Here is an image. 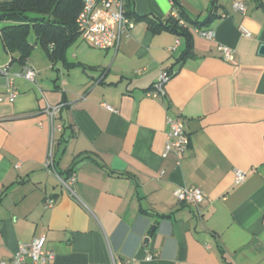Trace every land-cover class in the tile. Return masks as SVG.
<instances>
[{"label": "crops", "instance_id": "crops-1", "mask_svg": "<svg viewBox=\"0 0 264 264\" xmlns=\"http://www.w3.org/2000/svg\"><path fill=\"white\" fill-rule=\"evenodd\" d=\"M176 1L201 22H188L189 47L143 18L165 22L173 0H132L139 19L106 49L77 36L51 60L37 43L45 57L35 48L40 58L26 60L36 82L17 76V97L0 101V261L43 234L53 264H264V0ZM0 44V66L20 73L25 64ZM162 70L164 94L147 95ZM4 84L0 75V94ZM47 104H62L54 168L73 175L77 197L44 167ZM168 116L182 120L189 144L162 157ZM236 168L245 172L238 184ZM179 186H198L205 199L180 202ZM142 246L157 255L137 258Z\"/></svg>", "mask_w": 264, "mask_h": 264}, {"label": "built area", "instance_id": "built-area-1", "mask_svg": "<svg viewBox=\"0 0 264 264\" xmlns=\"http://www.w3.org/2000/svg\"><path fill=\"white\" fill-rule=\"evenodd\" d=\"M81 8L76 15L75 24L79 30L80 37L93 47L106 49L110 46H115L118 43L121 33L128 31L134 26L135 20L125 12V0H80ZM234 11L245 12L246 6L244 3L236 1L232 4ZM171 15L177 17L178 12L172 11ZM180 23H185L180 20ZM193 31L205 38H213L211 30H200L193 28ZM241 31L245 36H251V32L241 27ZM179 43L178 36L171 45L173 50ZM52 48V45H50ZM222 58L225 60L232 59V49L227 45L219 46ZM0 75L5 78V90L0 94V101H13L18 95V89L15 85V78L20 76L29 82H36L37 71L31 65L25 63L20 73L10 72L8 64L0 66ZM170 77L168 70H162L157 79L152 83L146 94L152 97H158L164 94L163 86ZM62 104H47L43 108L47 121L50 126V141L47 150L44 167L50 170L58 179V181L69 190L70 194L77 197L71 184L75 181L73 175L68 178L61 177L54 168V132L62 130L61 123H57V115ZM110 110L113 108L110 105L104 104ZM168 131L166 134L164 151L161 154L165 157L170 151L175 153H183L189 144V138L185 131L182 120L177 116L167 117ZM234 182L241 183L245 179V172L241 169H234ZM175 198L184 203L193 204L195 206L202 203L205 199V193L198 186H179L173 190ZM51 200L47 201V206H51ZM46 237L43 234L35 236L27 243L18 245L17 250L8 261H0V264H53L55 254L53 251L45 249ZM155 254H148L145 258L151 259ZM113 264H132V259H124L116 261L112 257Z\"/></svg>", "mask_w": 264, "mask_h": 264}, {"label": "trees", "instance_id": "trees-1", "mask_svg": "<svg viewBox=\"0 0 264 264\" xmlns=\"http://www.w3.org/2000/svg\"><path fill=\"white\" fill-rule=\"evenodd\" d=\"M131 2L132 0H125V12L134 20L139 19L130 9ZM215 2L216 0H213V3ZM173 4L179 6L176 0H173ZM80 8V0H5L0 2V10L3 12L1 17L12 21L11 24L0 28L2 43L6 51L11 54L17 53L19 61L25 64L34 46L27 38L32 25L37 34L36 43L45 49L51 60L60 57L65 46L80 36L75 24ZM177 11V17L170 15L165 22L148 16H143V18H148L153 31L168 29L178 36L183 35L189 47L191 34L188 22L195 25L201 22L190 19L180 6L177 7ZM25 12H33L38 17L26 16ZM180 20L185 25L181 24Z\"/></svg>", "mask_w": 264, "mask_h": 264}, {"label": "rangeland", "instance_id": "rangeland-1", "mask_svg": "<svg viewBox=\"0 0 264 264\" xmlns=\"http://www.w3.org/2000/svg\"><path fill=\"white\" fill-rule=\"evenodd\" d=\"M2 1H5V0H0V2H2ZM2 13L3 12H1V10H0V28H2L3 26H6V25H9V24L12 23L11 20H8V19H5V18L1 17L2 16ZM24 14L26 16H29V17H32V16H35L34 18L38 17V15L35 14V13H33V12L32 13L31 12H25ZM36 35H37L36 34V31H35L34 27L31 25L30 28H29V32H28L27 38H28L29 42L34 45V47L32 49V53H31L30 56H34L36 58H40L39 54H35V53H37L36 51H40L43 56H44V53L42 52L41 47L36 43ZM75 40H77V38ZM35 48H37L38 50H36L34 52V49Z\"/></svg>", "mask_w": 264, "mask_h": 264}, {"label": "water", "instance_id": "water-1", "mask_svg": "<svg viewBox=\"0 0 264 264\" xmlns=\"http://www.w3.org/2000/svg\"><path fill=\"white\" fill-rule=\"evenodd\" d=\"M259 52L264 54V44L260 45ZM148 241H149V237L147 236L143 240V246H145L148 243ZM143 246L138 249L137 254H136V257L139 258V259L144 258L145 255H146V250L144 249Z\"/></svg>", "mask_w": 264, "mask_h": 264}]
</instances>
